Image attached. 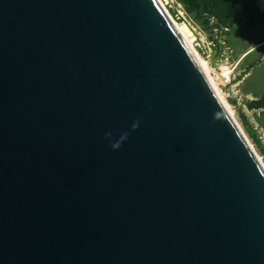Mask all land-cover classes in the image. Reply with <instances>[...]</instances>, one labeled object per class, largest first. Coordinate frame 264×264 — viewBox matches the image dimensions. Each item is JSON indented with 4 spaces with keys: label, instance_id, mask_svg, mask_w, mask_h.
Segmentation results:
<instances>
[{
    "label": "water",
    "instance_id": "1",
    "mask_svg": "<svg viewBox=\"0 0 264 264\" xmlns=\"http://www.w3.org/2000/svg\"><path fill=\"white\" fill-rule=\"evenodd\" d=\"M0 264H264V164L158 0H0Z\"/></svg>",
    "mask_w": 264,
    "mask_h": 264
},
{
    "label": "rangeland",
    "instance_id": "2",
    "mask_svg": "<svg viewBox=\"0 0 264 264\" xmlns=\"http://www.w3.org/2000/svg\"><path fill=\"white\" fill-rule=\"evenodd\" d=\"M174 21L192 42L198 55L210 70L228 66L230 84L223 85L217 75L214 84L232 109L233 116L252 148L264 164V106L251 105L264 99V43L248 49L264 39V4L258 12L244 20L225 26L216 17L187 6L181 0H162ZM221 42L220 55L210 61L216 42Z\"/></svg>",
    "mask_w": 264,
    "mask_h": 264
},
{
    "label": "trees",
    "instance_id": "3",
    "mask_svg": "<svg viewBox=\"0 0 264 264\" xmlns=\"http://www.w3.org/2000/svg\"><path fill=\"white\" fill-rule=\"evenodd\" d=\"M184 5L192 3V7L200 12L207 13L212 17H216L218 22L230 26L240 20H244L253 13L258 12L264 4V0H181ZM254 106H264L262 101L251 103Z\"/></svg>",
    "mask_w": 264,
    "mask_h": 264
},
{
    "label": "bare ground",
    "instance_id": "4",
    "mask_svg": "<svg viewBox=\"0 0 264 264\" xmlns=\"http://www.w3.org/2000/svg\"><path fill=\"white\" fill-rule=\"evenodd\" d=\"M158 2L160 3L161 7L164 9V11L166 12V14L168 15V17L170 18V20L172 21L173 25L175 26V28L177 29V31L179 32V34L184 38V40L186 41V43L189 45V47L191 48V50L194 52V54L196 55L201 67L203 68L204 72L207 75V68H206V62L198 55L197 51L195 50V48L193 47L194 44H192V42L190 41L189 37L187 36V34L184 32V30L180 27V25H178L174 19L170 16L164 2L162 0H158ZM208 77V76H207ZM209 79V78H208ZM210 83L212 84L216 94L218 95V98L220 99V101L222 102V104L224 105V107L226 108V110L228 111V113L232 116V118H234L233 116V112L232 109L229 107V105L226 103V101L224 100L220 90L217 88V86L209 79ZM235 120V118H234ZM236 121V120H235Z\"/></svg>",
    "mask_w": 264,
    "mask_h": 264
},
{
    "label": "built area",
    "instance_id": "5",
    "mask_svg": "<svg viewBox=\"0 0 264 264\" xmlns=\"http://www.w3.org/2000/svg\"><path fill=\"white\" fill-rule=\"evenodd\" d=\"M215 67L212 66L210 73L207 71V76L208 78L214 82V77L217 75L220 76L219 80L223 85L230 84L232 80V71L231 69L228 68V66H218V64L214 65Z\"/></svg>",
    "mask_w": 264,
    "mask_h": 264
},
{
    "label": "clouds",
    "instance_id": "6",
    "mask_svg": "<svg viewBox=\"0 0 264 264\" xmlns=\"http://www.w3.org/2000/svg\"><path fill=\"white\" fill-rule=\"evenodd\" d=\"M138 121L136 122V123H134L133 124V128H137L138 127ZM127 133H125L121 138H120V140L119 141H117V142H115V143H112L111 144V147H112V149L113 150H117V149H119L120 148V146H121V142L124 140V139H126L127 138ZM109 136H110V134H106V138H109Z\"/></svg>",
    "mask_w": 264,
    "mask_h": 264
},
{
    "label": "crops",
    "instance_id": "7",
    "mask_svg": "<svg viewBox=\"0 0 264 264\" xmlns=\"http://www.w3.org/2000/svg\"><path fill=\"white\" fill-rule=\"evenodd\" d=\"M262 43H264V39L261 40V41H259V42H257V44H255V45L252 46L251 48H249V49H248V52H249L251 49H253L255 46H259V45H261Z\"/></svg>",
    "mask_w": 264,
    "mask_h": 264
}]
</instances>
